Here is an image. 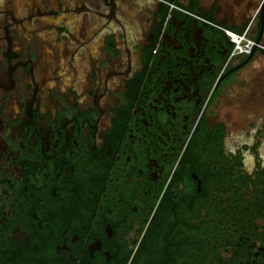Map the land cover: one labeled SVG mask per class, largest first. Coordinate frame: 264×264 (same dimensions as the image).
Wrapping results in <instances>:
<instances>
[{"label": "flooded vegetation", "instance_id": "af4514ba", "mask_svg": "<svg viewBox=\"0 0 264 264\" xmlns=\"http://www.w3.org/2000/svg\"><path fill=\"white\" fill-rule=\"evenodd\" d=\"M0 264H264V0H0Z\"/></svg>", "mask_w": 264, "mask_h": 264}, {"label": "built area", "instance_id": "2783aa9c", "mask_svg": "<svg viewBox=\"0 0 264 264\" xmlns=\"http://www.w3.org/2000/svg\"><path fill=\"white\" fill-rule=\"evenodd\" d=\"M170 6L172 8V4ZM225 32L234 45L233 53L236 55L250 54L254 47L258 45L253 38L248 36L247 29L240 32L226 29Z\"/></svg>", "mask_w": 264, "mask_h": 264}, {"label": "rangeland", "instance_id": "374dc122", "mask_svg": "<svg viewBox=\"0 0 264 264\" xmlns=\"http://www.w3.org/2000/svg\"><path fill=\"white\" fill-rule=\"evenodd\" d=\"M249 78L252 81L257 79L256 75L254 73H250V77ZM247 92H246L245 95L241 94L242 96L239 95L238 93L233 92L232 96H228L227 99H226L227 101H224L225 102V106H223V109H224V107H226V110H227L226 112H229V108L232 107V106H235L236 105V103H235L236 101L238 103L241 102L244 107L247 106V103H249L251 106H253L254 103L250 102L252 100L247 101V98H249V96H250V94L247 93ZM237 110H239V108Z\"/></svg>", "mask_w": 264, "mask_h": 264}, {"label": "crops", "instance_id": "0c3cea01", "mask_svg": "<svg viewBox=\"0 0 264 264\" xmlns=\"http://www.w3.org/2000/svg\"><path fill=\"white\" fill-rule=\"evenodd\" d=\"M135 1H137L139 4H142L144 0H135ZM84 19L87 20V21H89L88 23L90 25L93 24V23L95 24V20H93V16H92V14L90 12H88V13L85 14ZM90 25H88V26H90ZM240 31H242V30H240ZM240 31H238V32H240Z\"/></svg>", "mask_w": 264, "mask_h": 264}, {"label": "trees", "instance_id": "16d2710c", "mask_svg": "<svg viewBox=\"0 0 264 264\" xmlns=\"http://www.w3.org/2000/svg\"><path fill=\"white\" fill-rule=\"evenodd\" d=\"M168 1H175V0H168Z\"/></svg>", "mask_w": 264, "mask_h": 264}]
</instances>
